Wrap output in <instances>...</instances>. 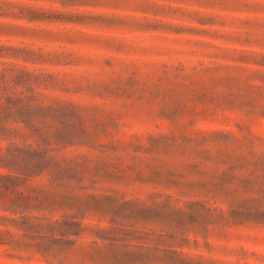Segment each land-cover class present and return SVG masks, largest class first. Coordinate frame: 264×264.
Returning a JSON list of instances; mask_svg holds the SVG:
<instances>
[{"label":"rangeland","instance_id":"obj_1","mask_svg":"<svg viewBox=\"0 0 264 264\" xmlns=\"http://www.w3.org/2000/svg\"><path fill=\"white\" fill-rule=\"evenodd\" d=\"M0 264H264V0H0Z\"/></svg>","mask_w":264,"mask_h":264}]
</instances>
